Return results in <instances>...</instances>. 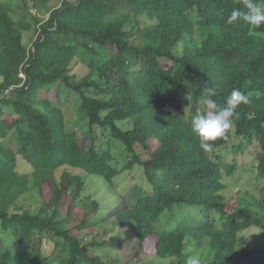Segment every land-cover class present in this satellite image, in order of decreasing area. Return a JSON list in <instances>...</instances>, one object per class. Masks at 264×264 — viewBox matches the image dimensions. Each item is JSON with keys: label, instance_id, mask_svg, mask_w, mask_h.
<instances>
[{"label": "trees", "instance_id": "obj_1", "mask_svg": "<svg viewBox=\"0 0 264 264\" xmlns=\"http://www.w3.org/2000/svg\"><path fill=\"white\" fill-rule=\"evenodd\" d=\"M52 1L0 0V264H264V199L224 193L244 165L264 181V24H227L242 0ZM57 85L76 98L73 131ZM205 87L219 105L249 97L209 149L191 132Z\"/></svg>", "mask_w": 264, "mask_h": 264}, {"label": "rangeland", "instance_id": "obj_2", "mask_svg": "<svg viewBox=\"0 0 264 264\" xmlns=\"http://www.w3.org/2000/svg\"><path fill=\"white\" fill-rule=\"evenodd\" d=\"M68 1H72V0H68ZM62 3H63V0H53L49 4V9L58 8L62 5ZM31 13L34 14L35 16L38 15L37 11L34 9L31 10ZM140 22L143 23L142 20H140ZM133 26L135 27L136 24L132 23L131 25L128 26V28L130 29ZM34 39H35V34L33 32L26 33L24 35V44L27 47H31ZM98 52H99L98 56H93L86 52H82L79 55V58L76 60L77 64L75 66V72H74V74L77 75L78 78L84 77L90 72L88 69V66H90L92 63L103 61V56H102L103 52L100 49L98 50ZM106 59H107V56L105 54V60ZM45 95H46L45 93H42L41 97H46ZM49 96H50V99L54 103L60 105L65 110L66 115H67L68 129L69 131H73V127L77 119L76 98L74 94L70 93L63 86L57 85L55 88H53ZM189 100L190 98L187 97L186 98V102H187L186 111L187 112L190 109ZM79 133L81 135L83 134L81 131ZM245 160H246L245 162H248L249 159L246 158ZM21 162L22 163H20L19 165L21 172L31 173V171H33L32 168L27 163H25L24 161H21ZM238 164L241 166L242 161L238 160ZM253 172H254L253 168L250 165H244L241 168H239L235 176L231 178H226V189L224 193H226V195H228L229 197H232L234 194L241 191V188H242V189L250 190L252 195L256 197V199H259L258 201H260V199H264V181H259L255 179ZM138 177H139L138 173H135L134 176L130 175L129 177L128 176L123 177L119 181L118 187L123 191L124 190L127 191L130 185H134V184H137V182H139ZM28 201L31 202L32 208L34 210H37L38 208L41 207V200L38 196V191L36 187L33 189V194L28 196ZM98 201L102 203V214H105L107 212L108 207L112 203L111 196H108L106 193H103L101 197L98 198ZM178 217L180 218L179 211L177 212L175 217L172 216L170 218L169 222L174 224L175 219H177ZM134 247L136 248L135 242L128 243L125 246V250L131 251L130 254H132ZM148 262L150 261L145 260V263H148Z\"/></svg>", "mask_w": 264, "mask_h": 264}, {"label": "clouds", "instance_id": "obj_3", "mask_svg": "<svg viewBox=\"0 0 264 264\" xmlns=\"http://www.w3.org/2000/svg\"><path fill=\"white\" fill-rule=\"evenodd\" d=\"M247 11L235 9L227 18V24L242 19L250 26H260L264 24V0H242ZM217 95L214 87H205L201 91V104L205 107L204 112L197 111L191 118V132L200 142L204 149L212 147L218 139L226 137L236 114V109L240 104L249 103V97L234 89L228 97L226 104L219 105L213 97ZM186 264H202L198 254L187 255Z\"/></svg>", "mask_w": 264, "mask_h": 264}]
</instances>
